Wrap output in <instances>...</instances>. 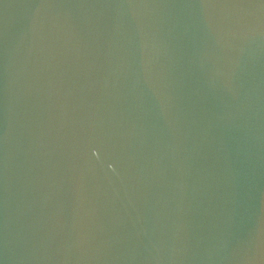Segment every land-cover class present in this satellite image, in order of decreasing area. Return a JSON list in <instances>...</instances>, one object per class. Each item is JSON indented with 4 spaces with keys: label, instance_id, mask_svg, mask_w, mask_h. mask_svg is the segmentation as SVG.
I'll list each match as a JSON object with an SVG mask.
<instances>
[{
    "label": "water",
    "instance_id": "95a60500",
    "mask_svg": "<svg viewBox=\"0 0 264 264\" xmlns=\"http://www.w3.org/2000/svg\"><path fill=\"white\" fill-rule=\"evenodd\" d=\"M0 264H264V0H0Z\"/></svg>",
    "mask_w": 264,
    "mask_h": 264
}]
</instances>
